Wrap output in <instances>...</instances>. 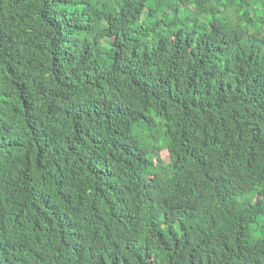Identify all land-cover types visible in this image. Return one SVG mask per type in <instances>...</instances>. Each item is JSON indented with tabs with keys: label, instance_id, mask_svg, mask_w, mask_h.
Returning <instances> with one entry per match:
<instances>
[{
	"label": "trees",
	"instance_id": "16d2710c",
	"mask_svg": "<svg viewBox=\"0 0 264 264\" xmlns=\"http://www.w3.org/2000/svg\"><path fill=\"white\" fill-rule=\"evenodd\" d=\"M0 264H264V0H0Z\"/></svg>",
	"mask_w": 264,
	"mask_h": 264
},
{
	"label": "rangeland",
	"instance_id": "374dc122",
	"mask_svg": "<svg viewBox=\"0 0 264 264\" xmlns=\"http://www.w3.org/2000/svg\"><path fill=\"white\" fill-rule=\"evenodd\" d=\"M161 155H162V157H163L164 159H167V158H168V154H167L166 151H163Z\"/></svg>",
	"mask_w": 264,
	"mask_h": 264
}]
</instances>
